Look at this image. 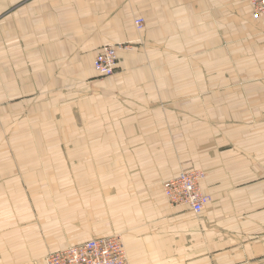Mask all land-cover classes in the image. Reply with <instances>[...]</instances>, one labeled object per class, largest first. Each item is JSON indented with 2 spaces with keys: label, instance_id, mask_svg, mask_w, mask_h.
<instances>
[{
  "label": "crops",
  "instance_id": "crops-1",
  "mask_svg": "<svg viewBox=\"0 0 264 264\" xmlns=\"http://www.w3.org/2000/svg\"><path fill=\"white\" fill-rule=\"evenodd\" d=\"M117 42L132 46L101 79L95 56ZM10 99L96 139L79 160L71 148L64 162L34 161L18 186L1 184L0 201L31 199L46 180L56 197L45 200H100L109 185L111 199L145 203L137 224L130 204L114 215L132 264H264V20L249 0H0V120ZM183 168L206 171L200 214L166 206L163 182ZM81 220L70 231L100 232ZM5 222L0 264L87 240L54 248L62 239Z\"/></svg>",
  "mask_w": 264,
  "mask_h": 264
},
{
  "label": "rangeland",
  "instance_id": "rangeland-1",
  "mask_svg": "<svg viewBox=\"0 0 264 264\" xmlns=\"http://www.w3.org/2000/svg\"><path fill=\"white\" fill-rule=\"evenodd\" d=\"M127 44L128 46L122 49H127L132 46L131 42ZM103 78L104 77H101V79ZM9 101L8 113L5 115L4 120H0V186L4 184L5 187H7V183L8 185L12 184L13 186H18L16 185L17 180L23 178L25 172H31L30 170H32L31 168L34 165V161L64 162L65 157L70 156L67 151L71 148H73V160H79L81 142L88 139L90 141L96 139L93 136L94 133L91 132H89L88 136H86V132H84L85 134L82 136V132H64V130L60 128L57 131L53 130L50 126L52 122L49 123L48 120L45 121L41 119L39 121H34L33 118L35 117L34 113L36 111L30 112L27 105H25L23 109L21 104L18 106L17 100L10 99ZM19 108L20 111L18 112ZM38 112L39 115L37 114L36 116H39L40 119V111ZM43 117L46 118V115H43ZM184 169L196 168H183L181 171ZM59 171L66 170L60 167ZM29 180H33V182H28V184H33L35 182L31 176L28 178V181ZM108 186L109 185H104L105 190H99L97 193L98 197H104V199L100 200H79L78 198H80V195L76 193H73L72 201L58 197L55 200H45L43 197H45L46 193H49V195L52 193V195L56 197L54 190L53 192H51V190L49 191V188L51 189L53 185L50 184L49 180H46L44 184L35 185L33 187L31 192L34 193V195L31 199L27 198L9 202L0 201V242L2 241L3 243L10 240L6 238L8 233H2L3 231L1 230L6 223L5 221L8 219L9 225L16 224V226H22L29 224V227H35L37 229L38 234L43 233V235H46L50 240L56 241L62 239L63 243L57 242L54 248L65 245L67 241L72 242L78 241V239L82 240L94 237L96 233L100 234L101 231L108 233V235L117 233L122 235L126 244L127 234L114 222L115 212H118L120 207H127L130 204L131 207H128L125 213L129 215L136 213L135 223L137 224L139 218L136 215L142 212L145 203L139 200H113L111 198L114 197L115 194H111L112 189L108 190ZM28 187L31 188L32 186ZM20 189L24 191V188L20 187ZM1 191L2 190H0V192ZM60 193L61 192L58 191V194ZM208 194L210 195V193ZM117 195L118 193L116 196ZM163 195L167 202L166 206L169 208L171 205L164 194V190ZM162 203L163 201H160L158 208H160ZM171 207L174 209L188 208L186 205H173ZM81 219H83V222H95L93 220H97L101 224L100 232L94 231L93 228H88V232L86 233L76 232L74 230L70 231L71 229L68 227L69 224L71 222L73 225L80 224L82 223ZM149 219L150 218H146L145 220L149 222ZM158 219L159 218H157V220ZM152 223L153 225L159 224L158 221L155 220L150 221V225H152ZM51 230H54L53 232L56 233H52ZM31 232L32 231H29L27 234Z\"/></svg>",
  "mask_w": 264,
  "mask_h": 264
},
{
  "label": "built area",
  "instance_id": "built-area-1",
  "mask_svg": "<svg viewBox=\"0 0 264 264\" xmlns=\"http://www.w3.org/2000/svg\"><path fill=\"white\" fill-rule=\"evenodd\" d=\"M254 18L264 20V0H249ZM137 28L144 27V18L135 20ZM125 42L108 43L102 46L94 59L99 76H111L118 65V51L127 47ZM206 172L203 169H184L164 180L163 190L171 206H187L200 214L212 196L203 189ZM35 264H131L124 238L120 234L94 236L85 241L71 244L61 250L49 252Z\"/></svg>",
  "mask_w": 264,
  "mask_h": 264
},
{
  "label": "bare ground",
  "instance_id": "bare-ground-1",
  "mask_svg": "<svg viewBox=\"0 0 264 264\" xmlns=\"http://www.w3.org/2000/svg\"><path fill=\"white\" fill-rule=\"evenodd\" d=\"M108 44V43H107Z\"/></svg>",
  "mask_w": 264,
  "mask_h": 264
}]
</instances>
